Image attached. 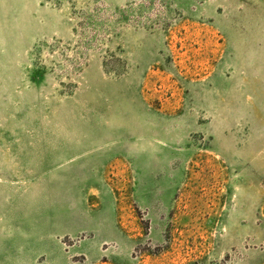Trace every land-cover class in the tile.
<instances>
[{
  "label": "rangeland",
  "instance_id": "obj_1",
  "mask_svg": "<svg viewBox=\"0 0 264 264\" xmlns=\"http://www.w3.org/2000/svg\"><path fill=\"white\" fill-rule=\"evenodd\" d=\"M0 264H264V0H0Z\"/></svg>",
  "mask_w": 264,
  "mask_h": 264
}]
</instances>
